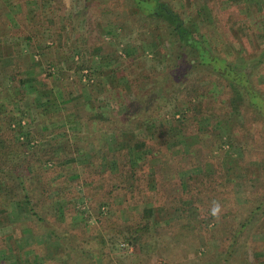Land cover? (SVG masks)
<instances>
[{
  "label": "trees",
  "instance_id": "1",
  "mask_svg": "<svg viewBox=\"0 0 264 264\" xmlns=\"http://www.w3.org/2000/svg\"><path fill=\"white\" fill-rule=\"evenodd\" d=\"M79 1L84 11L94 0ZM117 1L130 24L155 33L152 42L160 50L154 56L164 65L148 89L139 77L113 87L106 82L99 87L88 79L69 83V70L75 75L90 68L87 58L81 56L80 63L73 59L78 51L67 56L63 67L48 63L56 72L47 74L51 79L41 88L29 80L39 70L30 59L20 63L14 58L12 66L0 62V217L30 231L39 244L57 245L68 255L61 263L43 257V263L94 264L96 259L97 264H107L114 258L103 233L137 243L151 226L143 205L152 202L178 209L156 228L176 241L185 237L195 248L209 250L211 238L223 234L220 253L210 264H264V256L249 259L247 253L249 248L264 252V187L253 184L250 192L246 181L238 182L250 195L230 209L227 222L221 214H210L212 202H220L212 197L214 189L234 190L235 169L228 158L238 164L260 162L264 172V143H255L256 138L263 141L262 134L256 136V129L250 128V137L244 135L246 129L240 138L237 135V128L252 116L264 125V49L247 54L252 59L238 65L239 52L224 39L228 35L220 33L222 22L250 31L251 25L264 21V0H259L261 9L239 16L229 9H241L243 2L226 0L229 11L221 21L223 8L219 12L214 0ZM107 33L117 37V44L124 37ZM130 47L122 45L124 56L131 57ZM197 73L206 77L190 75ZM73 83L87 88L83 103L68 100L66 92ZM217 92L229 94L233 101H220ZM24 100L27 108L21 107ZM234 101L243 123H236L224 141L221 130L233 120ZM167 103L172 107L165 110ZM89 105L92 112L79 111ZM30 122L35 124L26 127ZM138 128L145 136L136 135ZM225 143L240 149L239 159L224 149ZM255 147L261 150L259 157ZM91 216H96V224L89 223ZM180 248L174 242L172 251ZM6 249L0 246V252Z\"/></svg>",
  "mask_w": 264,
  "mask_h": 264
},
{
  "label": "rangeland",
  "instance_id": "2",
  "mask_svg": "<svg viewBox=\"0 0 264 264\" xmlns=\"http://www.w3.org/2000/svg\"><path fill=\"white\" fill-rule=\"evenodd\" d=\"M199 1L205 3L209 0ZM214 1H217L216 6L220 9L219 12L223 8L224 13L221 12L218 16L220 21L221 18L226 17V12L229 10L234 11V13H231L232 16L244 15L245 13L250 15L261 9L260 3H263L259 0H234L236 3L243 2V8H238V10L234 9L233 6L229 10H225L228 7L226 0ZM82 4L79 0H0V62L12 66L14 58L20 63H25L27 59H30L29 61L34 65L35 70H39L32 74L29 80L35 82L41 88L44 85L42 83L44 80L51 79V77L48 79L47 74L56 72L54 67L48 69V63L59 62L58 64L63 67L67 56L69 57L72 52L78 51L73 59L80 63L82 61L81 56H83V59L87 58V65L90 64V68H84L75 75H72V71L69 70L67 72L70 75L69 83L73 79H80V81L88 79L89 82L97 84L99 87L100 82H106L113 87L120 80L127 79L130 81L139 77L143 89H148L147 87H150L153 81L157 79V73L160 69L163 70L162 66L164 65V63L158 62V56H154L160 50L159 46L152 42L151 36L155 33L144 27H139L137 23L130 24L129 20L122 16L124 15L122 12L124 7H122L123 4L120 1L94 0L84 11H81ZM75 11L79 12L77 16ZM109 30L115 35H123L121 42L117 44V37L110 36L107 33ZM220 30L222 35H228L224 36V39L228 40L233 51L239 52L238 54L241 57L237 61L238 65L245 60L252 59L247 54L257 53L259 50L264 49V21H258L256 24L251 25L250 31L243 28L237 31L234 28H228L222 22ZM25 35H31V41L26 39ZM38 42L41 45H38ZM124 43L131 46L129 48V52L133 53L131 57L124 56L121 50ZM164 44H169V40L165 39ZM115 72L122 74L124 78L118 80ZM204 74L190 75L199 77V75ZM186 75H188L187 71ZM203 77H206V75ZM76 83L70 85V89L66 92L70 94H68V100L74 97L80 103H83L88 95V90L85 86L80 88ZM219 92H217V97L220 101L229 99V94H221V96ZM229 100L233 101L232 97ZM111 104L113 109H116L113 101ZM238 104L235 102L232 105L234 108L232 112L233 120L226 124L228 129L223 127L221 130V139L224 141L229 140L230 130L236 123H243ZM171 105L172 103H167L165 110L170 109ZM89 106H83L84 108L79 109V111L90 113L93 108L91 105ZM21 107L27 108L28 102L26 100L22 101ZM72 109L74 108L68 107V110ZM30 112L34 116L33 110H30ZM246 114L252 115L249 110H246ZM34 124L35 122H30V124H26L28 125L26 127H32ZM250 128L256 129V136L262 134L264 137V125L256 122L252 116L249 120H245L241 127L237 128L241 130L237 133L239 138L245 129L244 135L249 131L247 129ZM135 133L138 137L145 136L139 128L135 130ZM247 136L250 137V134L247 133ZM262 140L256 138L255 143L263 145L264 138ZM41 143L44 144L45 142L41 141ZM224 149L232 152L233 158L239 159V148H231L225 143ZM253 153L259 157L261 155L260 148L253 150ZM262 153H264V150ZM227 161H231V165L235 169L233 174L234 184H232L234 190L232 191V187L231 190L219 188V190L214 189L216 192L212 194L214 199L222 201L219 203L222 208L221 215L224 216L223 223H226L227 217L231 215L230 209L243 203L250 195L244 187H240L238 182L246 181L250 192L254 191L250 187L253 184H256L258 188L264 187V172L260 162L250 163L249 160H246L238 164L237 161L231 158H228ZM211 162L213 161H208V168L212 167ZM225 199H231V202H226ZM232 199H234V203ZM143 206L146 210L145 219L151 222V226L140 241L127 243L117 233H103L109 245L110 254L116 261L114 262L113 259V262L110 261L107 264H210L211 261L216 260L222 248L220 245L222 244V238H224L222 233L211 238L209 250L203 246L195 248L194 244L186 241L188 238L182 237L179 241H176L169 232L156 231L157 227L165 225L169 222V219L175 217L179 212L178 209H163L152 202H148ZM105 213L106 215L110 214ZM3 218L4 216L0 217V246L4 245L7 249L0 252V256L3 258L1 264H49V261L43 263L41 260L43 257L61 263L68 258V255L64 254L57 245L49 242L39 244L30 231L14 228L6 222V218ZM55 219L57 218L53 217V220ZM88 220L90 224H96V216H91ZM210 226H213V224L210 223ZM174 242L181 246L179 250L172 251ZM252 250V248L247 250L249 259L264 256L263 251L254 250L255 252H253ZM92 263L97 264L96 259Z\"/></svg>",
  "mask_w": 264,
  "mask_h": 264
},
{
  "label": "clouds",
  "instance_id": "3",
  "mask_svg": "<svg viewBox=\"0 0 264 264\" xmlns=\"http://www.w3.org/2000/svg\"><path fill=\"white\" fill-rule=\"evenodd\" d=\"M222 208L218 201H213L211 208H210V214L212 217L219 218L221 214Z\"/></svg>",
  "mask_w": 264,
  "mask_h": 264
}]
</instances>
